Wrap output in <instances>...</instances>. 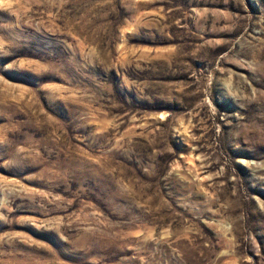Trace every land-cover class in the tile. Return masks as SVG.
Masks as SVG:
<instances>
[{"label": "rangeland", "instance_id": "1", "mask_svg": "<svg viewBox=\"0 0 264 264\" xmlns=\"http://www.w3.org/2000/svg\"><path fill=\"white\" fill-rule=\"evenodd\" d=\"M0 264H264V0H0Z\"/></svg>", "mask_w": 264, "mask_h": 264}]
</instances>
